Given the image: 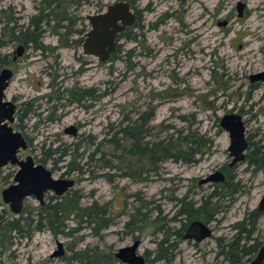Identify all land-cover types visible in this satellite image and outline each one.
I'll return each mask as SVG.
<instances>
[{
    "label": "rangeland",
    "instance_id": "1",
    "mask_svg": "<svg viewBox=\"0 0 264 264\" xmlns=\"http://www.w3.org/2000/svg\"><path fill=\"white\" fill-rule=\"evenodd\" d=\"M118 1L124 0H0V70L13 72L5 99L16 106L13 129L27 140L18 157L29 155L53 178L73 180L63 202L79 198L82 207L101 208L108 223L47 212L44 228L33 230L53 194L42 205L26 198L13 214L1 198L17 170L8 164L0 168V219L30 216L33 222L25 232L5 234L0 264H124L115 253L136 240L145 264H230L223 246L253 222L252 237L264 246V211L257 210L264 194V80H249L264 71V15L254 31L252 0H209L208 7L199 0H162L156 7L161 0H125L136 20L127 29L136 39H121L118 52L100 62L82 52L86 17ZM12 27L17 40H10ZM20 45L23 55L12 60ZM66 89L94 97L73 102ZM229 113L241 116L248 142L244 161L233 166L228 133L219 125ZM134 120L147 129L145 141L192 131L208 149L191 164L156 160L159 153L130 156V144L122 155L113 152L109 139ZM71 126L76 132L66 133ZM96 148L103 160L87 164ZM73 160L81 170L67 172ZM216 172L223 181L205 180ZM188 203L203 206L193 219L212 229L200 242L183 239L193 220ZM57 242L63 255L51 257Z\"/></svg>",
    "mask_w": 264,
    "mask_h": 264
},
{
    "label": "water",
    "instance_id": "2",
    "mask_svg": "<svg viewBox=\"0 0 264 264\" xmlns=\"http://www.w3.org/2000/svg\"><path fill=\"white\" fill-rule=\"evenodd\" d=\"M242 6L241 3L237 5L239 16H241ZM86 19L89 29L85 33L82 52L104 62L115 51L119 43V34L135 22V14L126 1H118L109 4L101 12L87 15ZM23 51V46H18L16 55L20 56ZM12 76L11 69L3 68L0 70V168L8 164L17 166L13 183L1 191L2 201L8 204L11 212L16 215L21 212L26 198L34 197L42 205L44 195L47 192L55 196H63L71 188L73 180L53 178L52 172L48 168L35 163L29 155L24 158L18 157L19 153L27 148V140L21 132L13 129L11 125L14 121L15 105L5 99V90ZM250 80H264V71L251 75ZM219 125L229 136L228 151L231 157L230 166H232L244 159V151L248 147L245 139V126L241 116L236 113L223 115ZM65 132L74 134L76 131L71 126ZM205 180L220 182L224 180V176L220 172H216ZM258 208L264 210V194L259 200ZM211 233L209 225L194 220L188 225L184 238L200 242L210 237ZM138 245L139 241L136 240L131 245L119 248L115 257L124 264H145V258L137 253ZM61 255H63V245L57 242V249L51 257ZM263 260L264 246L258 249L254 258L247 264H262Z\"/></svg>",
    "mask_w": 264,
    "mask_h": 264
},
{
    "label": "trees",
    "instance_id": "3",
    "mask_svg": "<svg viewBox=\"0 0 264 264\" xmlns=\"http://www.w3.org/2000/svg\"><path fill=\"white\" fill-rule=\"evenodd\" d=\"M136 21V20H135ZM137 26V25H136ZM11 39L10 40H17L20 37L15 36L13 32L15 31L14 28H11ZM130 30L127 29L118 36V40L126 39V40H135V36L130 35ZM21 33V31H19ZM25 40V39H23ZM119 44V43H118ZM117 44V47L114 52L110 54V57L113 56L116 52L119 50V45ZM4 45V43L0 42V46ZM4 60L0 58V63H3ZM65 92L69 93L70 95V101L78 102L80 103L85 96L94 97L89 93V90H83L80 91L79 94H74L73 90H65ZM140 119H148L144 115H141L138 117ZM150 118V117H149ZM143 120V121H144ZM117 134H120L121 137H118ZM147 129H144L142 123H137V120L133 122L132 125H127L124 127H119V129L114 133V136L109 139V142L111 143V148L114 152V150H118L121 155L124 151L125 147L127 148V145L130 144L128 148V153L130 156H136V152L140 151L143 152L144 155L147 153H159L162 154V157L156 158V160H165V159H172L174 161H181L186 164H191L196 161L195 156L202 154L205 152V149H208L207 144L198 138L196 134L192 131H188V133L182 135V133L179 131L177 132L176 136L174 137L173 134L169 135L168 137H165L164 139L160 141H145L144 138L147 136ZM124 142V143H123ZM100 144V143H98ZM79 144H74V149L77 150ZM111 150V151H112ZM98 152V149L96 148L94 151H92L87 160L88 162L91 161H102L104 158V153L100 154V156L96 157V154ZM111 154H114V153ZM135 152V153H134ZM61 154L63 156L67 155V147L64 148L63 151H61ZM120 155V157H121ZM151 155V154H150ZM96 157V158H95ZM115 158V156H112ZM120 157H118L120 159ZM152 157V156H151ZM104 164H106L107 167L112 166L109 162L106 163L104 161ZM68 170L70 171H80L81 167L79 164H77L74 160L70 161V163L67 164ZM50 201H54L47 204L43 210L44 212L40 211L37 213L38 219L36 220V224L33 230H42L44 226L42 225V216L45 215L47 212H51L54 216L58 215H69V214H75L76 216H79L80 218L85 216L86 218H91L93 215L94 217H98L97 220L99 227H106L108 225L107 221L103 218L104 212L101 210V208H96V206H86L82 207L79 204V198H71L69 201L63 202L62 197H56V196H49L48 197ZM203 206L198 208H193V206L188 203L187 204V212L188 219H193L196 214H198L202 210ZM184 211H179L178 213L182 214ZM250 219V217H247L245 220ZM22 222V223H21ZM33 220L30 218V216L27 217H18V218H12L10 220H7L4 222L0 219V242L5 240V234L10 231L15 232H25L23 229V226L30 227ZM243 222L239 223L238 225H242ZM237 225V227H238ZM254 225L253 222L250 226V229H247V226H241L240 232H236V234L228 241L222 249V254L227 258L230 262V264H242V260L247 257L249 260L250 256L255 254L258 251L259 248V241L256 237H252L253 231H254ZM236 227V228H237ZM247 242H250L248 245H246ZM161 243V242H160ZM264 264V260L262 262Z\"/></svg>",
    "mask_w": 264,
    "mask_h": 264
},
{
    "label": "bare ground",
    "instance_id": "4",
    "mask_svg": "<svg viewBox=\"0 0 264 264\" xmlns=\"http://www.w3.org/2000/svg\"><path fill=\"white\" fill-rule=\"evenodd\" d=\"M151 0H148L147 1V4L150 3ZM163 1H158L156 4H153V6L156 7V5H158L159 3H162ZM200 4L203 5L204 7H208V5L210 4L211 1L209 0H199ZM250 2V1H249ZM251 8L254 10V13H255V18L253 20H255L253 23H252V26H253V29L254 31L257 29V27L259 28V23L256 22V19L258 18H262V16L264 15V0H252L251 1ZM192 20L191 21H186V23H190L191 24ZM252 22V20H251ZM198 26H195V27H191L192 30H195L197 29ZM249 51H254V47L253 46H249Z\"/></svg>",
    "mask_w": 264,
    "mask_h": 264
},
{
    "label": "flooded vegetation",
    "instance_id": "5",
    "mask_svg": "<svg viewBox=\"0 0 264 264\" xmlns=\"http://www.w3.org/2000/svg\"><path fill=\"white\" fill-rule=\"evenodd\" d=\"M125 1V0H124ZM130 6V5H129ZM131 8V7H130ZM127 28L128 27H126L125 29H124V31L125 30H127ZM123 31V32H124ZM25 50V49H24ZM23 53H24V51L22 52V54L20 55V56H22L23 55ZM20 56H17L16 55V53H15V55L12 57V60H16L18 57H20ZM13 73V72H12ZM249 80H250V77H249ZM258 81H262V80H258ZM258 81H251L250 80V82H252V83H255V82H258ZM15 105V104H14ZM15 109H16V106H15ZM243 124H244V122H243ZM245 126V125H244ZM246 139V138H245ZM247 141V140H246ZM247 144H248V142H247ZM246 151V150H245ZM245 151H244V159H245ZM244 159L242 160V161H239V162H236L234 165H236V164H238V163H240V162H243L244 161ZM233 166V165H232ZM55 196V195H54ZM56 197H61V196H56ZM257 210L259 211V212H263L264 210H259V208L257 207ZM194 220H197V219H193V220H191L189 223H188V225L192 222V221H194ZM206 224V223H205ZM188 225L186 226V229H185V232H186V230H187V228H188ZM208 225V224H207ZM211 231H212V229H211ZM185 232H184V234H185ZM184 234H183V239H186V238H184ZM212 234V233H211ZM211 236V235H210ZM186 240H193V239H186ZM194 242H197V241H195V240H193ZM260 247H262V246H260ZM259 247V248H260ZM258 248V249H259ZM257 253V252H256Z\"/></svg>",
    "mask_w": 264,
    "mask_h": 264
}]
</instances>
